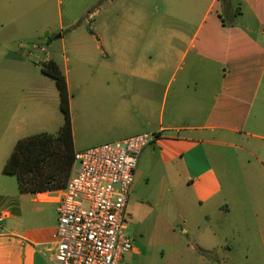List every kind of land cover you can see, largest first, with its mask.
<instances>
[{"label": "crops", "instance_id": "obj_1", "mask_svg": "<svg viewBox=\"0 0 264 264\" xmlns=\"http://www.w3.org/2000/svg\"><path fill=\"white\" fill-rule=\"evenodd\" d=\"M121 1L126 13L117 33L110 35L103 23L102 31L89 35L98 43L101 56L123 64L127 77L123 91L120 87L84 90L75 112L71 101L72 120L80 115L86 121L103 122L110 132L124 130L122 138H100L98 143L157 133V140L139 158L127 211L158 208L174 195L181 218L188 207L190 213H202L209 224L217 214L231 213L213 158L226 162L220 149H236L250 175L246 186L250 184L251 189L246 192L262 195L253 200L239 198L237 206L252 208L261 223L264 245V0ZM96 2L91 6L95 8ZM9 5L12 8L5 9L0 1V32L5 26L12 30L29 27L30 22L38 23L41 32L52 28V0L11 1ZM151 5L161 12L154 21L146 16ZM5 11L23 17L8 18ZM60 29L64 30L63 24ZM167 76L168 87L176 81L171 95L170 90H161ZM86 91L99 93L87 96ZM125 96L132 102L125 101ZM4 165L0 156V215L5 217L0 229V264H56L51 241L59 194L20 193L18 182L15 186L9 180L14 176L3 174ZM219 230L215 233L221 242L226 241L222 246L226 258L214 262L219 245L213 244L204 250L207 256L200 263L238 264L230 257L233 249L225 230L221 226ZM251 255L246 260L264 264V246Z\"/></svg>", "mask_w": 264, "mask_h": 264}, {"label": "rangeland", "instance_id": "obj_2", "mask_svg": "<svg viewBox=\"0 0 264 264\" xmlns=\"http://www.w3.org/2000/svg\"><path fill=\"white\" fill-rule=\"evenodd\" d=\"M0 1L6 9L12 8L9 2L20 0ZM93 1L52 0L50 30L41 32L38 23L30 22L29 27L21 26L17 30H12L5 26L0 32L1 165L10 157L18 140L44 132L56 134L63 125L59 91L55 81L43 73L45 64L50 60L56 61L66 75L74 112L81 106L80 93L84 90L120 87L123 91L127 80L123 64L116 63L114 58L107 59L101 56L97 50L98 43L89 33L102 31L101 27L105 23L108 25V33L116 34L118 26L125 20L126 10L121 0L117 3L111 0H96L98 4L95 8L91 6ZM13 10L17 9L13 7ZM96 10L97 13L89 18V14L95 13ZM5 12L8 18L23 17L13 15L9 11ZM160 13L151 5L148 6L146 16L148 20L154 21L160 17ZM223 18L229 23L226 15ZM61 24L64 25V30L60 29ZM62 37L65 39L62 40ZM121 49L122 47L119 48L122 52ZM178 78L179 76L177 80ZM169 81V76L162 80L161 90L162 93L170 90L171 95L176 87V81L171 82L168 87ZM86 93L89 96L90 93L99 92ZM124 99L132 102L128 96ZM72 126L77 152L107 143V141L98 143L100 138H122L120 135L124 133V130L110 132L103 122L86 121L80 115L78 117L74 115ZM220 150L227 156L226 162L218 158H213V161L217 171L222 174L225 196L230 201L231 213L217 214L209 224L202 213L195 212L196 210L190 213L188 207L184 209L185 218H181L178 216L180 207L177 206L174 195L168 198V203L161 202L158 208L132 207L127 211V234L141 255L129 253L125 257L126 263L201 264L207 256L204 250L212 248L213 244L219 245L213 258L214 262L216 258L224 259L226 255L222 246L226 241L221 242L219 234L216 237L221 226V231L226 232L228 245L233 249L230 257L237 259L238 264H252L251 260H246V256L251 259V252L264 246L259 234L261 223L259 219H255L252 208L237 206V199L253 200V197L258 199L262 198V195L255 191L250 192L251 194L246 192L251 189L250 184L246 186L250 183L247 180L250 175L241 165V159L236 155L238 151L229 148ZM228 173H231L229 177ZM9 180L17 185L15 176ZM244 209L248 210V213H244ZM261 262L262 259L258 263Z\"/></svg>", "mask_w": 264, "mask_h": 264}, {"label": "built area", "instance_id": "obj_3", "mask_svg": "<svg viewBox=\"0 0 264 264\" xmlns=\"http://www.w3.org/2000/svg\"><path fill=\"white\" fill-rule=\"evenodd\" d=\"M157 133L135 134L76 153L73 172L57 191L52 234L56 264H129L136 254L127 234V204L142 152ZM5 217L0 215V229Z\"/></svg>", "mask_w": 264, "mask_h": 264}, {"label": "trees", "instance_id": "obj_4", "mask_svg": "<svg viewBox=\"0 0 264 264\" xmlns=\"http://www.w3.org/2000/svg\"><path fill=\"white\" fill-rule=\"evenodd\" d=\"M43 73L51 77L60 95L64 122L56 134L40 133L17 141L3 168V174L17 178L19 191L56 192L64 189L75 164V141L71 116V97L66 75L54 60L45 64Z\"/></svg>", "mask_w": 264, "mask_h": 264}]
</instances>
